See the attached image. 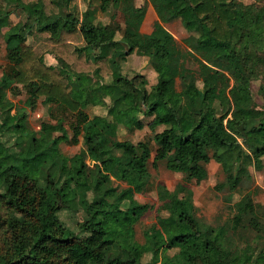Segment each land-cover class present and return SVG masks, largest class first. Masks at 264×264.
<instances>
[{
	"label": "trees",
	"instance_id": "1",
	"mask_svg": "<svg viewBox=\"0 0 264 264\" xmlns=\"http://www.w3.org/2000/svg\"><path fill=\"white\" fill-rule=\"evenodd\" d=\"M98 1L124 14L120 37L121 27L100 22L92 4L81 10L78 0H0L7 52L0 74V207L6 208L0 211V264H264L262 223L250 195L234 202L231 218L210 224L183 191L211 159L224 166L217 188L230 192L250 178V165L264 166V100L254 97L250 64L261 70L264 89V4L145 0L137 8L135 0ZM147 3L158 19L152 32L143 33L138 27ZM11 7H20L27 21L11 23ZM175 20L192 31L185 50L177 49L163 24ZM46 52L56 55L57 65L44 61ZM133 52L146 56L157 73L151 86L143 74L123 71ZM188 58L197 69L174 68V60L184 64ZM15 83L34 100L44 96L66 111L72 135L61 117L58 135L51 128L29 129L28 113L13 111L8 96ZM89 106L104 112L94 119ZM121 126L150 133L134 142L119 137ZM69 138L83 146L71 155L55 153ZM87 157L96 159L93 165ZM160 162L182 172L183 181L159 191L172 209L159 215L160 229L145 231L140 241L135 224L149 205L134 194L146 188L150 165ZM115 180H124L127 191ZM46 186L54 188L57 203L39 202ZM78 208L82 219L74 229L60 211ZM23 220L35 231L25 233L16 257ZM174 248L178 258L170 253Z\"/></svg>",
	"mask_w": 264,
	"mask_h": 264
},
{
	"label": "rangeland",
	"instance_id": "2",
	"mask_svg": "<svg viewBox=\"0 0 264 264\" xmlns=\"http://www.w3.org/2000/svg\"><path fill=\"white\" fill-rule=\"evenodd\" d=\"M247 2H254L255 4H264V0H246ZM81 10L86 9L89 4L97 8V18L104 24H111L113 26H120L117 31V36L122 34V28L125 26L124 14L121 10L117 9L113 5L104 10L101 8L98 0H78ZM139 5H143L145 0H135ZM104 3V2H103ZM10 19L11 23H17L19 21L26 22V14L20 7H11ZM151 24H149L150 26ZM26 28L30 27V24L25 25ZM9 27L6 25L3 27V31ZM172 33L175 36V45L177 49L185 50L187 45L185 38L191 34L192 31H188L184 24L177 20L171 27ZM28 41H31L32 34L27 35ZM5 40L3 34H0V74L3 67L7 63ZM44 61L48 64L57 65L58 59L54 53L46 52L44 54ZM253 68L252 78V90L254 97L258 103H262L264 100V89L262 88L263 74L254 63L250 62ZM123 71L129 75L134 76L137 73L144 75V82L147 86H151L155 82V76L151 65L148 62L146 56L140 55L136 52L129 54L126 61H123ZM173 66L176 69H180L183 66H190L197 69L198 66L194 60L188 58L183 64L181 59L173 61ZM108 77V76H107ZM176 83V82H175ZM180 80L177 79V86H179ZM15 88L8 90V96L14 104L13 111L18 108L26 111L27 121L26 124L29 129L40 132L45 128H51L56 135L60 134L57 129L58 117H61L65 121V127L69 135H72L71 122L73 118L68 115L66 111L52 104L44 96L38 97L36 100L32 96L28 95L26 87L20 83H15ZM201 86V83L198 84ZM83 101V105H85ZM91 117L97 119L104 112L102 106H89L86 108ZM226 134V131H223ZM149 130H130L124 127H119L118 135L122 139L137 142L142 139L146 134H149ZM145 138V137H144ZM83 146V143H73L69 139H62L59 143V149L55 153H65L68 155L74 154ZM96 160V159H95ZM94 159L88 158L89 164L93 165ZM103 164V162H102ZM264 164V158H263ZM250 172V178L246 179L240 186H238L233 192L229 189L217 188V184L225 179L224 166L216 159H211L207 163L202 162L197 173V177L189 182L187 189L183 190L185 194L192 197L197 208L198 215L210 224H217L229 219L233 216V204L238 199L245 195H250L253 198L256 206V213L259 216V220L262 223L261 230L259 231L261 245H264V166L259 169L254 164L248 167ZM74 171V170H73ZM183 181L182 172H176L168 169L165 162H160L158 167L150 165V177L146 188L142 192L134 194L135 199L141 203H147L149 208L140 216L139 220L135 224L136 236L140 241L144 240L145 231H156L160 229L158 217L161 214H167L171 211L172 206L167 199H161L159 197V191L168 188L173 190L180 187V182ZM114 184H118L119 190L122 192L127 191V183L124 180H115ZM89 197L93 196L92 189L87 187ZM39 202L43 205L54 204L58 202V197L52 186H46L41 188L39 194ZM1 213L6 211L5 206L0 207ZM83 213L82 208L78 209H63L60 211V217L70 227L77 229L78 220H81ZM250 215L245 217V222L249 221ZM19 225L23 226L24 232L18 237L19 247L15 251V256L19 257L22 253L21 242L25 237L27 231L34 232L33 224L29 220L20 221ZM256 231L251 232V236L255 235ZM170 253L174 258H178V249L174 248L170 250ZM247 264H253L250 260Z\"/></svg>",
	"mask_w": 264,
	"mask_h": 264
},
{
	"label": "crops",
	"instance_id": "3",
	"mask_svg": "<svg viewBox=\"0 0 264 264\" xmlns=\"http://www.w3.org/2000/svg\"><path fill=\"white\" fill-rule=\"evenodd\" d=\"M109 6H110V3L109 2H104V3H102L101 8L104 9V10H106ZM136 7L137 8H144L143 5H139L137 3H136ZM124 19H125V16H124ZM157 19H158V14H157L154 6L151 3H147V5L145 6L144 17H143L142 21L140 22L138 29L141 32H143V33H150V32H152L154 30V22ZM176 21L177 20L171 21V22H164L163 24H164V26L168 30H170L172 32L171 27L174 24V22H176ZM149 24H151V25L149 26ZM186 29L188 31H191V29L189 27H186ZM173 36H174V34H173ZM174 38H175V36H174ZM151 69L153 70L152 65H151ZM153 74L155 76V81H156V79H157V73L154 70H153ZM106 80L109 81L110 80V76L106 77Z\"/></svg>",
	"mask_w": 264,
	"mask_h": 264
}]
</instances>
